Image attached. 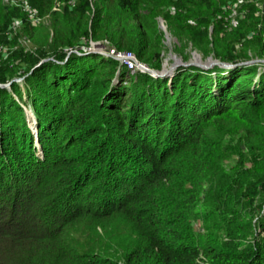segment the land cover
Segmentation results:
<instances>
[{"label":"trees","instance_id":"16d2710c","mask_svg":"<svg viewBox=\"0 0 264 264\" xmlns=\"http://www.w3.org/2000/svg\"><path fill=\"white\" fill-rule=\"evenodd\" d=\"M231 1L26 0L35 26L0 0V264H264V14L228 31ZM163 13L184 62L232 66L85 49L159 69Z\"/></svg>","mask_w":264,"mask_h":264},{"label":"rangeland","instance_id":"374dc122","mask_svg":"<svg viewBox=\"0 0 264 264\" xmlns=\"http://www.w3.org/2000/svg\"><path fill=\"white\" fill-rule=\"evenodd\" d=\"M3 2L6 3V4H9V5H17V7H19L24 13L26 12L32 25H35V26L36 25L38 26L40 24L44 25V26L49 25V17H48V15H46L44 17H41L40 15L37 14L36 10H34L33 12L31 11L30 13H28V11H27V6L28 5L26 4V0H3ZM228 3L229 4L227 5V10L229 11V13L226 14V17H225V20L227 22L226 28H227L228 31H231V30H233L235 28L247 29L248 31H252V29H251L252 22L255 21L256 17H261L264 14V0H236V1H231V2H228ZM244 3H246V4H255L256 3L257 4L258 8L256 9V11L254 13V17H255L254 20L250 19V17H248V15L246 14L245 7L243 6ZM53 9L54 10H58L59 9V3H57L54 6ZM166 12H167V15H170V14L173 13V10L171 11V9H169V11L166 10ZM165 17L166 16H165L164 13L157 17V23H158L157 25H158V29L160 31V40H161V44L163 46V48H162L163 60H162L160 68L156 69V70H161L164 66L166 68H170L172 65L175 64V62H176L175 60L176 59H180V61H179L180 65L177 66L174 70H172V74L171 75L165 76V77H172L175 74V71H176V69L178 67L185 66L183 64L184 63L186 64L188 62H184L180 56H177L176 54H174L172 52V49L174 48V46L175 45H179V40L175 36H172L170 34V32L168 31V22L166 21ZM161 25L165 26V31L162 29ZM15 26H18V22L15 24ZM209 30L211 32V28ZM93 42H96V41H89V43L86 45L85 49L88 52L99 53V52L105 51L106 50L105 48L108 47V46H106V44H103L104 42H98L99 45H92ZM19 43L22 46L27 48V46L30 43V40L26 39L24 36H21V38L19 39ZM6 47H8V46H6ZM6 47H3L1 49L2 53H4V51L7 50ZM74 51H75V49H74ZM193 51H195L197 54H199L201 62L204 63L207 66V68H211L214 65L222 66V62L221 61L213 59L210 56H208L207 59L203 60L201 58V55H200V53L198 51H196V50H193ZM99 54H102V53H99ZM172 55H175L176 59H174L172 57ZM104 56H106V55H104ZM192 56L193 55H191V58H190L189 62L193 61ZM209 58H211L212 61H216L218 63H215V64L211 65V63H210L211 60H209ZM49 59H52V58H49ZM253 60L255 61L254 63H256L259 66V69L264 68V62H262V60H264V59L252 58L250 60L243 61L242 63L246 64V65L254 64V63L250 62V61H253ZM189 65H195V64H189ZM186 66H188V65H186ZM149 68H151V67H149ZM152 69H154V68H152ZM132 73H134V72H132ZM21 79L22 78H20V79H18L16 81L20 82ZM125 80L127 81V83H129V76H126ZM20 85H21L20 86L21 90H25L26 85H23L22 83H20ZM5 88L10 89V87L9 88L5 87ZM24 109H25V111L27 113V118H28V121H29V127H30L32 133H36V125H35L36 122H35L34 114H33L32 110L29 107L24 106ZM230 125L232 126L233 123L229 122V123L226 124L222 120V121H220L218 123H214L212 126L208 127L209 128L208 131L210 133H212V134L219 135V136H222L224 132L228 133V134H224L222 136L223 141H228V142L232 143L233 136H232L231 133L227 132L229 130V126ZM234 130H237V129L234 127ZM98 232L101 233L100 227L98 228Z\"/></svg>","mask_w":264,"mask_h":264},{"label":"water","instance_id":"95a60500","mask_svg":"<svg viewBox=\"0 0 264 264\" xmlns=\"http://www.w3.org/2000/svg\"><path fill=\"white\" fill-rule=\"evenodd\" d=\"M161 27H162V29L165 31V26L164 25H161ZM92 45H99V43L98 42H93L92 43ZM99 53H102V54H104V55H106L105 53H103V52H99ZM192 58H193V61H190V62H188V63H184L183 65H189V64H195V65H198V66H201V67H203V68H207V66L204 64V63H202L201 62V59H200V56H199V54H197L195 51H193L192 52ZM172 57L174 58V59H176V57H175V55H172ZM209 60H211V65L212 64H215V63H218V62H216V61H212V59L211 58H209ZM176 62H175V64L174 65H172L170 68H166L165 66L161 69V70H156V69H152V68H149L148 66H145L144 68H143V71L142 72H147V73H149L150 75H152V76H154V77H165V76H169V75H171L172 74V70H174L177 66H179L180 65V63H179V61H180V59H176L175 60ZM251 63H254L255 61L253 60V61H250ZM262 62H264V60H262ZM243 64V63H242ZM222 66H224V67H231L232 65L231 64H228V63H224V62H222ZM14 80H18V79H14ZM10 83H11V81L10 82H8V83H6V84H0V86L1 87H10ZM37 142V141H36Z\"/></svg>","mask_w":264,"mask_h":264},{"label":"built area","instance_id":"2783aa9c","mask_svg":"<svg viewBox=\"0 0 264 264\" xmlns=\"http://www.w3.org/2000/svg\"><path fill=\"white\" fill-rule=\"evenodd\" d=\"M27 11H28V13H30L31 11L33 12L34 10H31L27 6ZM105 49L106 50L103 51V53H105L106 56H110V57L118 60L122 65H124L131 72H134L137 70L142 72L143 68L146 66L145 64L138 61L137 58L135 57V55L131 51H128V50L119 51V50H116L112 47H107Z\"/></svg>","mask_w":264,"mask_h":264}]
</instances>
